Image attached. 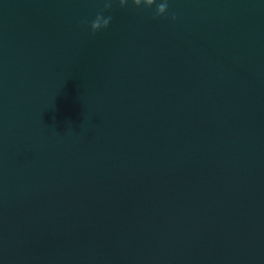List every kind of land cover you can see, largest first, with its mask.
Wrapping results in <instances>:
<instances>
[{"label": "water", "instance_id": "obj_1", "mask_svg": "<svg viewBox=\"0 0 264 264\" xmlns=\"http://www.w3.org/2000/svg\"><path fill=\"white\" fill-rule=\"evenodd\" d=\"M167 3L0 0V264H264V0Z\"/></svg>", "mask_w": 264, "mask_h": 264}, {"label": "clouds", "instance_id": "obj_2", "mask_svg": "<svg viewBox=\"0 0 264 264\" xmlns=\"http://www.w3.org/2000/svg\"><path fill=\"white\" fill-rule=\"evenodd\" d=\"M128 0H120L121 6L126 5ZM133 3L136 6H147V7H152L153 5H156V16H163L165 13L168 12V3L167 0H164L162 3L157 4V0H133ZM112 7L111 3L106 2L104 5V9H110ZM175 13L172 14V19H176ZM111 17L109 16L108 18H104L103 15H97L96 19L91 23V29L93 33H96L100 31L101 29H107L111 23Z\"/></svg>", "mask_w": 264, "mask_h": 264}]
</instances>
